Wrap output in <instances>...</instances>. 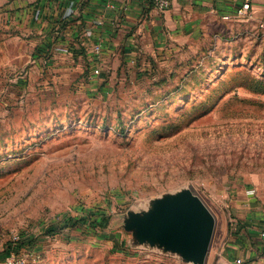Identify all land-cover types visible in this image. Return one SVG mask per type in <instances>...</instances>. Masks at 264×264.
<instances>
[{"label": "rangeland", "instance_id": "374dc122", "mask_svg": "<svg viewBox=\"0 0 264 264\" xmlns=\"http://www.w3.org/2000/svg\"><path fill=\"white\" fill-rule=\"evenodd\" d=\"M11 1L0 0V252L16 233L26 264H195L126 227L130 211L190 189L215 221L204 264H234L246 191L264 200V31L154 46L86 85L31 72L47 33L18 24Z\"/></svg>", "mask_w": 264, "mask_h": 264}, {"label": "crops", "instance_id": "0c3cea01", "mask_svg": "<svg viewBox=\"0 0 264 264\" xmlns=\"http://www.w3.org/2000/svg\"><path fill=\"white\" fill-rule=\"evenodd\" d=\"M243 1L172 0L165 11H158L146 0H12L8 6L14 9L10 12L18 24L47 33L32 57L31 72H45L53 79L75 73L86 85L97 86L119 70L122 58L132 60L142 51H154V46L171 53L193 50L212 36H222V27L230 33L249 28L264 31L258 27L264 0H252V12L246 18L221 17ZM122 36L125 39L119 44ZM99 38L103 51L96 58L93 45ZM97 66L99 75L93 74ZM254 200L241 214L229 249L234 257L264 264V200Z\"/></svg>", "mask_w": 264, "mask_h": 264}, {"label": "water", "instance_id": "95a60500", "mask_svg": "<svg viewBox=\"0 0 264 264\" xmlns=\"http://www.w3.org/2000/svg\"><path fill=\"white\" fill-rule=\"evenodd\" d=\"M214 216L190 189L157 198L143 213H128L126 227L139 242L159 244L195 264H204L214 229Z\"/></svg>", "mask_w": 264, "mask_h": 264}, {"label": "built area", "instance_id": "2783aa9c", "mask_svg": "<svg viewBox=\"0 0 264 264\" xmlns=\"http://www.w3.org/2000/svg\"><path fill=\"white\" fill-rule=\"evenodd\" d=\"M148 3H151L155 9L158 11L167 10L171 4L172 0H146ZM252 12V0H244L243 3L237 7L233 12L223 14L221 17L225 20H232L234 18H246ZM40 15V11L36 12V17ZM258 27L264 29V12L261 16V19L258 23ZM102 39L99 38L97 42L93 45L94 57L99 58L103 51ZM93 74L99 75L100 68L97 66L93 69ZM246 194L249 195L245 200H242L244 206L250 204V197L254 196L255 189L250 188L246 191ZM264 235V233H263ZM21 238L19 234L13 233L11 239L9 240L12 243V247L8 248L5 253V261L7 264H26V256L18 254V244H21ZM1 242V238H0ZM234 264H254L253 262L247 260L245 257L237 256L234 260Z\"/></svg>", "mask_w": 264, "mask_h": 264}, {"label": "trees", "instance_id": "16d2710c", "mask_svg": "<svg viewBox=\"0 0 264 264\" xmlns=\"http://www.w3.org/2000/svg\"><path fill=\"white\" fill-rule=\"evenodd\" d=\"M23 245H29V244H24V243L18 244V248H19L20 246H23ZM10 247H12V243L9 241L8 246L5 248V250H4L3 252H0V255H3L4 252H5L8 248H10Z\"/></svg>", "mask_w": 264, "mask_h": 264}]
</instances>
